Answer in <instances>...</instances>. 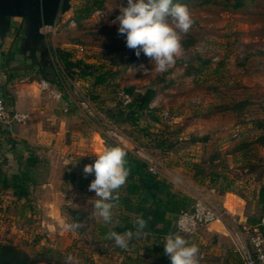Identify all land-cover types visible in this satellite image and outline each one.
Segmentation results:
<instances>
[{
    "label": "rangeland",
    "instance_id": "rangeland-1",
    "mask_svg": "<svg viewBox=\"0 0 264 264\" xmlns=\"http://www.w3.org/2000/svg\"><path fill=\"white\" fill-rule=\"evenodd\" d=\"M97 1L71 0L70 9L58 13L54 24L42 29L48 50L45 60L34 53L32 64L28 52L19 51L23 33L17 29V18L0 42V63L7 61L11 75L6 92L17 90L25 104L48 106L66 121L60 123L62 136L53 145H36L44 162L28 200L16 201L10 191L0 192V241L39 254L44 259L40 264H161L151 254L153 240L146 235H134L125 249L98 234V225L104 222L95 215L97 198L88 190L94 178H85L83 167L105 149L99 134L103 133L170 181L187 198L186 209L199 198L216 210L218 220L182 236L199 248V264H242L235 238L242 223L248 224L247 218L258 214L256 195L264 177V141L260 140L264 135V0L248 1L234 11L222 4L190 0L187 8L194 23L186 34L181 33V40L191 42L164 73L138 70L141 64L151 70L149 59L143 53L137 57L118 34L114 21L127 0H102L80 23L73 20L75 9ZM55 48L70 51L74 59L101 65L103 71L109 69L107 80L93 87L90 79L56 82L49 75L54 79L51 89L61 95L51 97L40 83L45 80L43 71L56 64ZM9 51L13 59L8 61ZM0 75L1 85L6 79L1 67ZM129 85L141 91L146 86L157 89L150 103L157 109V122L146 114L136 126L113 124L105 117L102 110L120 101L122 89ZM21 125L10 129L19 132ZM147 132L150 138H162L167 148L150 146ZM0 148L8 159L2 168L9 174L15 172L9 145L2 143ZM112 212L114 218L116 211ZM75 222L82 226L65 230V224ZM46 249L52 254L44 253Z\"/></svg>",
    "mask_w": 264,
    "mask_h": 264
},
{
    "label": "trees",
    "instance_id": "trees-1",
    "mask_svg": "<svg viewBox=\"0 0 264 264\" xmlns=\"http://www.w3.org/2000/svg\"><path fill=\"white\" fill-rule=\"evenodd\" d=\"M189 1L174 0V2L184 4L187 7ZM248 1L251 0H198L201 5L222 4L224 7L233 11L247 6ZM101 5L102 0L92 4L86 2L81 7L75 9L72 18L78 24L94 8L100 7ZM17 29L22 28L19 26ZM190 42V40H181L182 46ZM52 54L56 63L54 68L44 70V73H42V78L47 80L48 83H51L54 79H56V82H59L64 78L70 80L90 79L91 85L94 87L103 85L107 80L109 69L103 71L101 65L88 63L82 59H74L70 51L61 48L53 49ZM12 59L13 53L9 51L8 61ZM7 64V61L0 63V67L3 68L4 74H6L4 83L0 85V95L5 105L9 109L14 110L12 108L14 104L13 97H10L8 95L9 93L6 92L7 83L11 80L10 70ZM49 75L54 79L48 78ZM121 92L129 96L130 100L128 102L123 103V98H121L114 106L105 107L102 110V113L111 123H128L136 126L142 114L148 115L153 122L159 120L154 115L157 109L150 107L152 99L157 94L155 87L146 86L141 91L134 85H129L124 87ZM258 126L260 127L261 125L259 124ZM10 130V127L0 124V146L2 143L9 145L8 151L13 153V158L16 162V171L9 174L2 168V165L6 164L8 159L5 152L0 150V192L10 191L16 201L23 200L25 202L28 200L31 188L37 184L36 177L38 175V168L44 162V159L40 156L36 145L24 139H15L11 136ZM99 134L103 139L105 148L120 146L126 151L127 166L130 169V174L125 185L118 191L119 199L115 202V207L113 208L116 211V216L113 218L115 222L112 225L105 223L98 225V234L106 236L111 230L117 232L132 230L135 233L134 221L138 216H142L148 221V224L140 234L152 238L153 241L149 249L151 254L161 264H170V259L164 254V238L171 233L188 236L177 232L174 226V217L176 218L179 212L186 209L188 203L187 198L175 191L172 188L171 182L166 178L160 177L152 172L149 169V163L145 159L127 149L113 138L103 133ZM147 137L149 138L150 146L158 149L167 148L165 141L159 136L150 138V133L147 132ZM260 140L264 141V135ZM99 151L101 152L102 149ZM91 178L93 179L94 176H88V179ZM225 191L229 190L225 189ZM256 197L258 214L255 217L247 218V222L248 225L255 227L264 237V177ZM44 253L52 254L50 249H46ZM42 260L44 259L39 254L31 255L11 242L0 241V264H40Z\"/></svg>",
    "mask_w": 264,
    "mask_h": 264
},
{
    "label": "clouds",
    "instance_id": "clouds-1",
    "mask_svg": "<svg viewBox=\"0 0 264 264\" xmlns=\"http://www.w3.org/2000/svg\"><path fill=\"white\" fill-rule=\"evenodd\" d=\"M118 34L125 37L126 47L134 50L139 57L143 53L150 61L149 70L141 64L138 70L144 73L155 71L164 73L175 65L176 60L183 55L181 33H187L194 21L186 5L174 0H127V6L120 8L116 17ZM96 159L83 167V175L94 176L88 190L95 193V215L105 224L113 223L112 209L118 201L119 189L125 185L130 174L127 153L120 146L106 147L95 154ZM115 193V194H114ZM148 221L138 216L132 230L117 232L109 231L105 239L114 241L116 246L127 248L133 236L147 227ZM81 223L65 224V230L78 229ZM163 244L164 254L170 259V264H199V248L178 233L168 234ZM72 260L71 256L67 257Z\"/></svg>",
    "mask_w": 264,
    "mask_h": 264
},
{
    "label": "built area",
    "instance_id": "built-area-1",
    "mask_svg": "<svg viewBox=\"0 0 264 264\" xmlns=\"http://www.w3.org/2000/svg\"><path fill=\"white\" fill-rule=\"evenodd\" d=\"M40 87L47 89L53 98L61 97L45 80H41ZM122 97L124 103L130 100L127 94L122 93ZM63 111L66 112V108ZM28 120V112L9 109L0 95V124L10 127L13 124H24ZM149 169L155 172L152 166H149ZM218 218L219 215L213 207L197 198L189 209L182 210L176 215L174 226L177 232L191 236ZM235 240V250L242 264H264V237L255 227L242 223L240 233Z\"/></svg>",
    "mask_w": 264,
    "mask_h": 264
},
{
    "label": "water",
    "instance_id": "water-1",
    "mask_svg": "<svg viewBox=\"0 0 264 264\" xmlns=\"http://www.w3.org/2000/svg\"><path fill=\"white\" fill-rule=\"evenodd\" d=\"M71 0H0V42L11 30L14 19H19L22 28L20 52L23 46L29 49L28 59L34 64V51L48 54L42 29L51 27L57 14L71 7Z\"/></svg>",
    "mask_w": 264,
    "mask_h": 264
},
{
    "label": "crops",
    "instance_id": "crops-1",
    "mask_svg": "<svg viewBox=\"0 0 264 264\" xmlns=\"http://www.w3.org/2000/svg\"><path fill=\"white\" fill-rule=\"evenodd\" d=\"M9 86L10 82L7 83V88H9ZM8 95L10 97H13L14 104L12 108L14 110H20L29 113V120L27 121L28 123H24V125L20 124L21 126L19 127V132H14L13 130H10L12 137H19L28 141L31 144L43 145L47 147L50 146L49 144L53 145L54 139L60 138L62 136L63 129L60 123L63 125L66 123L64 116L60 114L56 115V111H50V109H46L48 108V106H41L38 104H25L23 101L24 97L17 90L13 91V93ZM46 111L48 112V114H46L48 116L45 117L44 113ZM225 199L226 196H224L222 206H225ZM238 204L239 203H237V207L235 208V212H237V214L240 212V205Z\"/></svg>",
    "mask_w": 264,
    "mask_h": 264
},
{
    "label": "flooded vegetation",
    "instance_id": "flooded-vegetation-1",
    "mask_svg": "<svg viewBox=\"0 0 264 264\" xmlns=\"http://www.w3.org/2000/svg\"><path fill=\"white\" fill-rule=\"evenodd\" d=\"M22 37H23V34H21V37H20V43H21V38H22ZM20 43H19V45H20ZM19 48H20V47H19ZM24 51H26V52L29 53V49H28L27 46H23V52H24ZM34 53H35V54H38L42 60L47 59V56H46V55H43V53L40 52V51H39V52L34 51Z\"/></svg>",
    "mask_w": 264,
    "mask_h": 264
}]
</instances>
